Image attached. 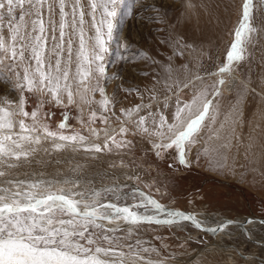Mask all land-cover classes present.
Listing matches in <instances>:
<instances>
[{
	"label": "snow or ice",
	"instance_id": "snow-or-ice-1",
	"mask_svg": "<svg viewBox=\"0 0 264 264\" xmlns=\"http://www.w3.org/2000/svg\"><path fill=\"white\" fill-rule=\"evenodd\" d=\"M139 2L141 13H155L142 18L165 25L153 31L159 43L172 51L166 62L145 51L137 54L122 41L125 17L133 15V0H0V82L16 94L15 99L0 96V264H163L146 259V255L159 254L142 235L149 229L154 233V226L190 221L196 229L227 235L234 224L245 231L246 225L264 227V220L255 218L204 227V220L196 215L153 198L155 181L144 185L148 194L142 191L139 175L127 176L131 184L114 180L100 188L96 180L101 174L81 175L85 167L81 164L71 170L74 175L62 179H20L16 175L25 166L60 163L37 159L40 153L51 157L53 153L82 152L93 161L116 155L121 157L120 164H109V168H127L123 157H135L140 145H147L140 148L145 161L149 155L156 160L172 155L187 169L208 157L210 167L222 171L226 166L213 164L211 156L213 152L221 155L224 149L226 162L233 141L240 142L237 128L245 124L244 103L255 92L249 87L253 62L257 51L264 53L260 47L264 0H242L239 19L230 33L232 42L223 52L216 46L211 55L197 38V27L177 30L188 19L183 13L174 26L168 21L169 9ZM182 7L197 18L199 8L219 24L220 12L229 13L236 5L235 0H201L199 4L184 0ZM114 56L122 61H136L139 56L148 69L140 74L151 77V84L143 88L118 85L109 95L108 84L118 79L116 74L109 75ZM177 58H183V63L177 65ZM259 63L264 65V55ZM241 65L249 75L238 87L235 73ZM212 78V84L206 83ZM225 90H236V97L221 119ZM117 91L135 93L140 103L121 108L117 115ZM33 97L36 106L29 111ZM93 103L101 112L92 110L85 120L84 106ZM45 104L64 108L63 121L50 124L54 113L45 112ZM71 106L78 110L75 119L80 127L69 122ZM97 120L102 127H95ZM113 120L119 123L118 129ZM213 140L217 146L210 151L208 143ZM248 140L249 149L257 146V138L249 135ZM201 141L203 147L197 148ZM193 149L195 159L190 160ZM257 245L264 249V238Z\"/></svg>",
	"mask_w": 264,
	"mask_h": 264
},
{
	"label": "rangeland",
	"instance_id": "rangeland-1",
	"mask_svg": "<svg viewBox=\"0 0 264 264\" xmlns=\"http://www.w3.org/2000/svg\"><path fill=\"white\" fill-rule=\"evenodd\" d=\"M143 2L158 4L169 9L168 21L174 26L177 23V18L183 19L181 15L183 13L188 19L180 23L177 30L185 32L193 26L197 27L196 36L203 41L205 50L210 55L216 46H219L223 52L232 42L233 37L230 33L239 19L242 4V0H235L236 7L229 13L220 12L221 23L217 24L213 18L199 8L196 9L199 14L198 18L192 12H186L182 7L184 0H143ZM200 2L201 0H193V3L196 4ZM140 7L139 0H133V15L125 17L121 39L133 46L131 51L137 54L140 51H145L155 57L157 61L166 62V57L171 56L172 51L159 43L158 35L153 31L156 28H163L165 25L148 23L142 17L152 16L155 13L151 11L141 13ZM188 34L192 33L188 32ZM260 47L264 48V41H261ZM262 55L264 53L257 51L256 60L253 62L249 87L255 89V92H250L244 103L245 124L242 129L237 128V132L241 133L240 142L233 141L231 151L227 152L226 162L222 158L224 149L220 150L221 155L213 152L211 156L213 164L226 163L222 171L210 167L208 157H202L198 164H193L187 169L175 161L172 155L163 160H156L149 155L148 160L145 161L140 148L146 149L147 145H140L136 150L135 157L129 155L123 157L124 162L129 165L127 168L119 166L109 168V164H120L121 157L116 155L103 156L100 161H93L82 152L53 153L51 157L40 153L37 159L59 160L60 163L51 162L48 165L25 166L16 175L20 179H62L74 175L71 170L77 164H81L85 166L81 175L101 174V177L96 180L97 188L111 184L114 180L120 184H131L132 181L127 180V176L139 175L141 190L148 194L149 188L144 185H152L155 181V187H159L160 191H155V187H153L151 189L153 198L158 199L169 208L184 210L198 216V219L204 220V225H215L218 219L222 220L223 218L243 220L249 216L264 217V99H262L264 97V65L259 63ZM175 63L177 65L183 63V58L175 59ZM205 66H208L207 57H205ZM146 70H148L146 64L139 56L136 61H122L114 56L109 68V75L116 74L118 79L111 80L107 86V93L112 95L118 85H122L123 88H142L146 84H151V77L140 74ZM248 75L247 67L241 65L235 73L238 87L239 81L245 80ZM214 79H208L206 83L212 84ZM9 88V85L0 82V96L8 94L10 99H15L16 94L9 93ZM126 93L124 91L116 92L118 103L115 111L117 115H121L120 106L123 103L133 106L140 103V98L135 93L130 96L125 95ZM94 97L97 101L101 99L99 93L94 94ZM235 97L236 90L224 91L221 119ZM35 106L36 98L33 97L31 107L27 110L31 111V108ZM84 107L85 120L92 110L97 113L101 112L100 107L95 103L90 107L87 105ZM125 109L127 108L125 107ZM43 110L54 113L50 119L52 125H57L64 119L62 116V113L65 112L64 108L54 104H45ZM254 113L256 114L253 115ZM78 114L75 106H71L72 119L69 122L74 127H80L75 119ZM257 124L260 127H256ZM113 125L115 128H119V123L115 120H113ZM95 127H102L99 120ZM84 134L87 135V132ZM249 135L258 140L257 146L253 149L248 148ZM216 146V141H209L210 151ZM200 147H203V141L197 145V148ZM195 152L196 149H193L189 156L190 160L195 159ZM253 155H255L254 161ZM133 160L135 164H133ZM250 161L253 162L250 163ZM141 164L142 167H136ZM105 172L107 175H103ZM256 226L261 232H264V227L259 224ZM248 227L252 228L253 225ZM227 232H230L231 235H225L224 232L219 231L212 237V235L196 229L188 221H183L176 226H154V233L149 229L142 235L145 241L150 242L159 250V254L146 255V259L163 262V264H264V249L248 241L245 235L241 234L239 228L230 226ZM161 237L163 241H166V244L162 243ZM262 238H264V233L260 239L256 238V240H262ZM181 245L183 246L181 247Z\"/></svg>",
	"mask_w": 264,
	"mask_h": 264
},
{
	"label": "bare ground",
	"instance_id": "bare-ground-1",
	"mask_svg": "<svg viewBox=\"0 0 264 264\" xmlns=\"http://www.w3.org/2000/svg\"><path fill=\"white\" fill-rule=\"evenodd\" d=\"M142 88H143V86H142ZM126 93V92H125ZM133 94V93H132ZM125 95H131V94H129V93H126ZM125 101V100H124ZM127 101V100H126ZM131 108V107H133V105L132 104H129V105H127L126 103H123L121 106H120V109L121 108ZM208 215V214H207ZM206 216V215H205ZM197 217V219H198V216H196ZM224 220V218L221 220V219H218V221H216L217 223L215 224V225H217L219 222H221V221H223ZM235 220H237V219H235ZM244 220V219H243ZM238 221H242V220H238ZM189 223H191L190 221H188ZM215 225H204V226H206V227H213V226H215ZM257 225V224H256ZM256 225H253V227L252 228H250V227H248V226H251V225H246V229H247V231H243V230H241L240 228V231H241V234H243V235H245V237L247 238V240L248 241H250V242H254V241H256L255 243H253V244H255V245H257V241H260V240H256V238H258V239H260L261 238V235L264 233V232H261L260 230H259V228H258V226H256ZM236 227V228H238L236 225H232L231 227ZM219 233V231L217 232V233H215L214 235H212V237H214L216 234H218ZM224 234H225V232H224ZM225 235H227V234H225ZM251 237V238H248V237ZM260 236V237H259ZM239 253V252H238ZM240 254V253H239ZM241 255V254H240Z\"/></svg>",
	"mask_w": 264,
	"mask_h": 264
},
{
	"label": "water",
	"instance_id": "water-1",
	"mask_svg": "<svg viewBox=\"0 0 264 264\" xmlns=\"http://www.w3.org/2000/svg\"><path fill=\"white\" fill-rule=\"evenodd\" d=\"M177 210V209H176ZM177 211H183V212H185L186 214H191L190 212H187V211H184V210H177ZM249 218H255V219H257V220H264V217H251V216H249V217H246L244 220H242V221H238V220H235V219H229V218H224V220L223 221H225V220H233V221H236L237 223H240V222H245L247 219H249ZM235 225V224H234ZM216 226V225H215ZM215 226H213V227H215ZM204 227H206V226H204ZM201 232H203V233H207V234H210V235H214L215 233H211V232H205L204 231V228L202 227L201 229H199ZM241 230H243V231H245L244 229H241ZM217 233V232H216ZM256 241H252V243H255Z\"/></svg>",
	"mask_w": 264,
	"mask_h": 264
},
{
	"label": "crops",
	"instance_id": "crops-1",
	"mask_svg": "<svg viewBox=\"0 0 264 264\" xmlns=\"http://www.w3.org/2000/svg\"><path fill=\"white\" fill-rule=\"evenodd\" d=\"M252 89V88H251Z\"/></svg>",
	"mask_w": 264,
	"mask_h": 264
}]
</instances>
